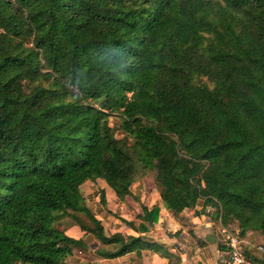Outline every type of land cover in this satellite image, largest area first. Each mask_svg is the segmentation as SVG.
Instances as JSON below:
<instances>
[{"label": "trees", "instance_id": "1", "mask_svg": "<svg viewBox=\"0 0 264 264\" xmlns=\"http://www.w3.org/2000/svg\"><path fill=\"white\" fill-rule=\"evenodd\" d=\"M105 110L156 163L166 209L203 203L264 238V0H0V264H68L87 245L53 225L72 211L99 258L160 251L85 205L86 182L123 201L138 177Z\"/></svg>", "mask_w": 264, "mask_h": 264}, {"label": "crops", "instance_id": "2", "mask_svg": "<svg viewBox=\"0 0 264 264\" xmlns=\"http://www.w3.org/2000/svg\"><path fill=\"white\" fill-rule=\"evenodd\" d=\"M145 181L146 179L136 182L133 186L134 191L131 190L132 196L126 197L123 201L118 200L115 192L102 180L86 182L81 187V193L85 202L88 204H96L97 212H94L95 214L92 210L91 212L101 223L103 222L101 216L113 211L109 200L106 198V194L107 197L109 195L116 196L118 200L117 206H120L121 209L118 213L121 212L123 214L129 211L126 206L127 204L133 205L134 211H132V214L135 215L133 220L121 219L123 224L118 223V220H110L112 223L115 221L114 223L119 224V226L120 224L122 225L121 229L114 232L121 233L127 239L131 237H145L149 242L159 245L161 247L160 251L143 250L141 255H138L135 250L116 259H102L96 255L97 250L101 247V243L94 236L83 231L80 223L70 222L66 227L65 234L71 238L85 242L87 245L86 253L94 259V261L90 260L92 263L169 264V261L163 258L161 254L164 251H168L175 257L173 264H226L227 249L224 245L226 237L222 234L223 228H228L233 234L241 236L244 246L246 244H252V240L256 239L254 237L256 233L251 231H247L246 237H242L244 229L239 222L231 221L228 224H223L218 214L216 212L213 213L214 209L211 208L212 211L209 208L203 210V203L198 204L194 209H187L179 215L173 214L164 207L160 194L156 190V186H151L149 185L150 183H146ZM102 193H106L105 205L101 203ZM136 199L141 201V206L138 205L139 202ZM143 207H147L149 210H152L154 207H159L160 215L159 220L153 225L146 223L149 231L141 234L135 227L139 228V225L142 223L138 217L143 215ZM78 219V221H82L81 218L78 217ZM131 222L134 223V228L128 224ZM102 225L104 226V222ZM89 237L95 240L90 239L91 242L88 243L85 240ZM262 238L260 237V239ZM79 254H81L80 248Z\"/></svg>", "mask_w": 264, "mask_h": 264}, {"label": "rangeland", "instance_id": "3", "mask_svg": "<svg viewBox=\"0 0 264 264\" xmlns=\"http://www.w3.org/2000/svg\"><path fill=\"white\" fill-rule=\"evenodd\" d=\"M50 72L54 73V75L57 74L53 70H50ZM198 82L201 83L202 81L198 80ZM88 102L90 104H92L94 107H96L97 109H99L98 107L100 106V104H102L104 102V98L100 97L99 99H96L94 97H91V98H89ZM105 113H108V115L106 116V120L108 121L109 126L113 131L114 138L118 141L122 150L132 158V161L136 165L137 170H139L136 182H139L140 180L146 179V181H145L146 183H150L149 185H151V186L155 185L154 178L156 175V168H155L156 163L153 161V162L149 163L150 164L149 166H146V164H145L146 158H145L144 154H142L143 151L141 150V148L139 146V141L137 140V138L135 137L133 132H130L129 130H127L124 127V121L122 120V118L119 116L118 113H113L109 110H105ZM134 184H133V186H134ZM133 186H132L131 190L134 191ZM106 189H108V188H106ZM136 189H138V188H136ZM156 190L158 191L157 188H156ZM152 191H151V193H152ZM111 192H112V190H111ZM131 195H132V192H131ZM106 198H107V200H109V202L111 204V208L113 209V211L107 212V213H105V215L103 214V216H101V218H103L102 221L104 222V227L106 229L105 231H106L107 235L111 236V235L116 233L114 231H117L118 229L122 228L121 224H123V223L121 222V219L133 220L135 215L132 214V211H134L133 205L127 204L126 206L128 207L129 211H126L123 214L121 212L118 213L119 211H121L120 206H117L119 199L117 200L116 196H111V195H109V197H107V194H106ZM136 201L139 202L138 205H140L141 201H138V199H136ZM85 205H86L87 209L90 211L92 210L93 213L97 212L96 204H92V203L88 204L87 202H85ZM209 209L211 210V208H209ZM213 211H214L213 213L216 212L215 209ZM55 214H57V213H55ZM78 217L81 218L82 221H78L79 220ZM112 219L118 220V223H121L120 226L117 223L115 224L114 223L115 221L112 223L110 221ZM73 221L80 223L82 226L88 225L91 228L94 227L93 223L90 221V218L87 214H85L83 212L78 213L75 211L68 213V216L63 221H61L60 223L56 222V223H54L53 226H54V228L58 229L59 231L65 233V230H67V228H66L67 225H69V223L73 222ZM88 226H86V227H88ZM117 233H119V232H117ZM246 234H247V231L244 230L242 232V237H244V236L246 237ZM254 237L256 239L252 240V244H249V245L246 244L245 246L243 244L244 251L248 256L261 257L262 254L258 251V246L264 245V238L260 239V237H262V235H259L258 233H256ZM90 239L95 240V239L89 237L85 241L90 243L91 242ZM80 250H81V254H79V248H76V247L72 248V254L73 255L70 259H68V264H89V263L94 264V262L93 263L91 262V261H94L93 257L91 255H89L88 253H86L87 251H86L85 247L80 248ZM83 257H85V258H83Z\"/></svg>", "mask_w": 264, "mask_h": 264}, {"label": "built area", "instance_id": "4", "mask_svg": "<svg viewBox=\"0 0 264 264\" xmlns=\"http://www.w3.org/2000/svg\"><path fill=\"white\" fill-rule=\"evenodd\" d=\"M222 234L226 237V264H254L245 254L241 236L233 234L228 228H223ZM258 251L264 254V246H258Z\"/></svg>", "mask_w": 264, "mask_h": 264}]
</instances>
